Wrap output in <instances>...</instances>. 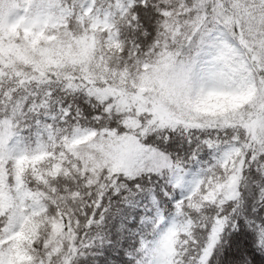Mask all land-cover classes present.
Listing matches in <instances>:
<instances>
[{
    "label": "snow or ice",
    "instance_id": "6c2138e0",
    "mask_svg": "<svg viewBox=\"0 0 264 264\" xmlns=\"http://www.w3.org/2000/svg\"><path fill=\"white\" fill-rule=\"evenodd\" d=\"M0 264H264V0H0Z\"/></svg>",
    "mask_w": 264,
    "mask_h": 264
}]
</instances>
